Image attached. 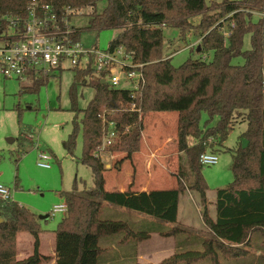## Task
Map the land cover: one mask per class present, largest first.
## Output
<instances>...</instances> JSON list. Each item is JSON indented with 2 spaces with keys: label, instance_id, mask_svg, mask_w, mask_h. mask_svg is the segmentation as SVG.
<instances>
[{
  "label": "trees",
  "instance_id": "obj_1",
  "mask_svg": "<svg viewBox=\"0 0 264 264\" xmlns=\"http://www.w3.org/2000/svg\"><path fill=\"white\" fill-rule=\"evenodd\" d=\"M30 1L0 0V34L8 30V22L2 16L26 18ZM40 1L54 8L56 24L61 29L71 28L75 40H81L85 31L118 30L109 49L124 47L135 64L143 65L140 70L145 80L133 98L130 90L103 84L102 78L90 68L77 69L76 79L92 86L96 93L89 106L81 110L75 99L76 84L72 86L75 117L72 133L64 145L74 155L82 132L84 151L80 161L91 168L94 182L81 191L75 184L73 191L63 192L68 211L54 232L56 264H103L105 249L100 239L104 236L122 234L123 243L137 247L151 233L169 237L187 232L178 226L179 202L187 189L199 194L202 218L211 237L193 238L192 243L199 246L188 249L191 237L185 238L180 249L158 264H196L204 260L221 264L220 258L250 257L254 239L264 238V0H223L210 4L206 0H106L107 6L101 13L94 11L85 28L66 26L59 20L61 11L66 7H95L100 0ZM255 14L257 20H253ZM195 16H201L198 24L191 21ZM166 26L178 28L182 38L189 32L197 35L200 42L195 51L199 57L175 67L171 56L164 55ZM54 29L55 25L49 24L48 30ZM246 34H251L252 48L245 51ZM209 54L213 55L211 59ZM235 57H242L244 64H233ZM49 77L40 75L23 90L39 91ZM132 104L139 110H130ZM151 112L178 113V147L189 158L192 178L189 188L181 174L176 188L107 190L105 164L98 155L106 130L114 129L118 137L104 150L124 153L122 159H129L141 148L144 117ZM80 113L83 117L78 119ZM203 114L208 119L202 127ZM240 117L247 123V129L241 135L240 146L231 150L234 180L217 190V215L213 219L200 155L207 149L215 152L214 147L223 144ZM215 119L216 123L211 125ZM106 202L156 221L137 225L110 214L104 216ZM163 222L175 226L168 227ZM20 232L30 233L34 239L33 254L23 260L16 258ZM42 232L37 214L14 200L0 199V264H40L42 259H48L39 252Z\"/></svg>",
  "mask_w": 264,
  "mask_h": 264
},
{
  "label": "rangeland",
  "instance_id": "obj_2",
  "mask_svg": "<svg viewBox=\"0 0 264 264\" xmlns=\"http://www.w3.org/2000/svg\"><path fill=\"white\" fill-rule=\"evenodd\" d=\"M206 1L210 4L212 1L221 2L223 0ZM106 6L107 1L100 0L95 7L88 6L78 9L72 14L71 25L85 28L91 14L94 11L101 13ZM258 18L256 14L253 16V20ZM200 20L201 16L191 19L194 24H198ZM1 21L0 19V25ZM163 29L164 55L171 56V62L175 67H179L190 58L199 57L195 51V47L200 42L197 35L189 32L185 38H182L176 27L166 26ZM118 33V30L113 29L99 33L85 31L82 33L81 41L86 46H97L107 50ZM251 48V34H246L243 50ZM208 56L210 59L213 57L212 54ZM232 63L243 65L244 59L235 57ZM77 73V69L56 70L50 74L47 83L39 91L23 90V87L31 86L33 81L22 82L5 78L0 74V184L11 191L15 202L37 214L43 232H48V234L55 232L67 214V212H56L53 215L56 206L66 204L63 192L73 191L75 184L81 191L85 186H92L94 182L91 168L80 161L84 151L82 132L77 139L74 155H70L64 145L72 133L75 117L72 111V86L76 84L75 99L77 107L81 110L89 106L96 93L92 86L85 85L83 80L76 79ZM86 80L89 82V77H86ZM82 117L83 114L80 113L78 119ZM207 119L208 115L203 114L202 127ZM242 120L243 118H238L228 138L222 145L214 147L218 154V163L202 167V175L209 187L207 193L210 199L217 200V190L227 187L234 180L231 150H236L240 146L241 135L247 129V123ZM215 123L216 119L211 125ZM144 124L145 130L148 127L152 130L148 137V145L141 144L140 150L131 158L122 159L125 156L124 153H116L114 154L116 157L111 159L110 152L107 150L102 149L98 152L106 169L107 164L112 165L111 174L109 172L105 177L111 178L117 174V178L120 179L122 175L119 172L122 171L124 177L134 182L137 180L151 190L166 185H168L166 187H172V185L176 187L178 177L184 174V183L189 188L192 180L189 158L178 147V113L151 112L144 117ZM42 151L51 156L50 168L38 165ZM117 165H120V169ZM183 194H185L184 201L187 199L195 205L194 213L199 219L198 221L192 218L191 224L194 229H186L188 233L186 238L191 237L190 245L187 244L186 248H196L195 246L199 245L192 243L193 238H210L211 235L203 218L201 220L197 213L198 205L200 206L201 203L199 194L191 189H187ZM214 210L216 211V206ZM202 211L201 205V217ZM107 214L109 213L106 210L104 216H108ZM120 216L119 212L116 213V217L121 218ZM123 218H126V215ZM157 238L154 237L149 244L150 248L161 245V241L158 242ZM263 240L262 236L254 239V246L249 248L251 256L248 259L220 258L221 264H244V262L264 264V251H258L256 247L258 245L264 248ZM179 247L178 245L176 250ZM159 257L161 255H155V259ZM196 264H211V262L204 260Z\"/></svg>",
  "mask_w": 264,
  "mask_h": 264
},
{
  "label": "built area",
  "instance_id": "obj_3",
  "mask_svg": "<svg viewBox=\"0 0 264 264\" xmlns=\"http://www.w3.org/2000/svg\"><path fill=\"white\" fill-rule=\"evenodd\" d=\"M27 10L26 18L11 14L2 16L8 22V30L1 31L0 34V74L5 78L31 82L40 75H50L56 70L90 68L112 89L130 90L133 98L141 91L145 82L140 70L143 65L135 64L124 47L103 50L75 40L72 38L71 28L61 29L56 24L58 17L54 8L40 0H31ZM76 11L78 9L64 8L59 20L66 26H71L68 16ZM49 24L55 25V29L48 30ZM130 110L139 109L132 104ZM113 125L110 124L111 127ZM116 137L118 136L114 129L106 130L102 149L112 145ZM212 140L209 139L210 142ZM50 160L51 156L42 151L38 165L50 168ZM218 160V154L210 149L200 155L203 166L215 165ZM0 199L13 200L11 191L1 184ZM67 210V204L58 205L54 208L53 215Z\"/></svg>",
  "mask_w": 264,
  "mask_h": 264
},
{
  "label": "crops",
  "instance_id": "obj_4",
  "mask_svg": "<svg viewBox=\"0 0 264 264\" xmlns=\"http://www.w3.org/2000/svg\"><path fill=\"white\" fill-rule=\"evenodd\" d=\"M177 125V124H176ZM146 128V126H145ZM151 129L144 130L143 132V140L142 145L146 144L148 145V137L151 134ZM141 145V146H142ZM110 157H116L114 154L109 153ZM125 162L123 161V164ZM122 164V165H123ZM121 165V164H120ZM120 165H117V168L120 169ZM121 165V166H122ZM112 165L109 163L107 164V169L105 171V175L110 172ZM123 169V168H122ZM121 173V178H117V174H114L113 177L106 179V189L107 190H120L125 191L129 187L134 191H149L147 186H144L141 182H137V180L134 182L132 179H128L127 177H124ZM156 184V183H155ZM150 185V184H149ZM168 186V185H166ZM156 187L152 188L151 190L155 189H170V188H176L175 185H172V187ZM207 197L209 200V214L213 219H216L217 212L215 209L216 200L210 199L207 193ZM185 194L181 195L180 202H179V211H178V226L181 227L183 230H190L194 229L192 228V218L194 220L199 219L196 217V214L194 213L195 205H193L189 200L186 199L184 201ZM106 204V210L108 213L112 216H116V213H120V217L122 219H126L132 223H136L137 225H142L144 222H153L156 221L155 218L150 217L148 215L128 210L125 207H118L114 206L109 203ZM118 211V212H116ZM197 213L199 214L200 219L201 217V203L200 206L198 205ZM124 215H126V218H123ZM203 223V222H202ZM165 226L168 227H174L175 225L168 222H163ZM194 227V226H193ZM183 232V231H182ZM186 235L188 233L183 232L176 236H169V237H163L159 235L158 233H151L150 238L147 240H144L140 242L137 247H134L131 244L123 243L122 242V236L121 235H109L104 236L100 239V244L105 249L103 254V264H135L136 261L141 264H158L161 260H163L166 257L171 256L176 252V247L178 245L182 247L184 239L186 238ZM154 237H158L157 241L161 243L160 246H157L156 248H150L149 244L153 241ZM34 252V239L31 236V234H28L26 232H20L17 236V251H16V258L17 260H23L31 256ZM39 252L42 256H47L48 259H42L40 264H56V236L55 233L48 234V232H42L40 235V247ZM159 254L161 257L158 259H155V255ZM163 254V255H162ZM251 256V255H250ZM249 257L245 258L248 259ZM244 260V259H243ZM244 264H250V262H244Z\"/></svg>",
  "mask_w": 264,
  "mask_h": 264
},
{
  "label": "water",
  "instance_id": "obj_5",
  "mask_svg": "<svg viewBox=\"0 0 264 264\" xmlns=\"http://www.w3.org/2000/svg\"><path fill=\"white\" fill-rule=\"evenodd\" d=\"M102 83L106 84V82L104 80H102ZM243 143H244V145H246V143H247L246 140H243Z\"/></svg>",
  "mask_w": 264,
  "mask_h": 264
}]
</instances>
